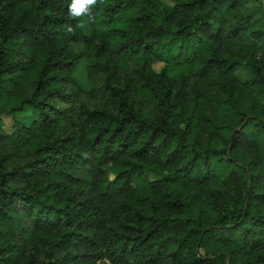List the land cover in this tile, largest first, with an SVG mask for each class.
<instances>
[{
	"label": "trees",
	"instance_id": "obj_1",
	"mask_svg": "<svg viewBox=\"0 0 264 264\" xmlns=\"http://www.w3.org/2000/svg\"><path fill=\"white\" fill-rule=\"evenodd\" d=\"M172 1L0 0V264H264V11Z\"/></svg>",
	"mask_w": 264,
	"mask_h": 264
},
{
	"label": "rangeland",
	"instance_id": "obj_2",
	"mask_svg": "<svg viewBox=\"0 0 264 264\" xmlns=\"http://www.w3.org/2000/svg\"><path fill=\"white\" fill-rule=\"evenodd\" d=\"M166 1L169 3L173 2L172 0H166ZM248 2L251 5L261 6L262 10L264 11V8H263L264 7V1L262 3V0H248ZM160 64L161 63H159V62H155V63H153V66H154V68H159ZM75 72H76L75 75H76L77 80L79 81V84L83 87H88V81L85 77V61L81 60L79 62ZM237 72L242 79L248 78V71L246 70L245 67H238ZM4 120H5L6 127L8 128V126L10 125V120H9V118H5Z\"/></svg>",
	"mask_w": 264,
	"mask_h": 264
},
{
	"label": "clouds",
	"instance_id": "obj_3",
	"mask_svg": "<svg viewBox=\"0 0 264 264\" xmlns=\"http://www.w3.org/2000/svg\"><path fill=\"white\" fill-rule=\"evenodd\" d=\"M96 2L97 0H72L69 8L70 15L73 17L82 16L88 12L89 6H94Z\"/></svg>",
	"mask_w": 264,
	"mask_h": 264
}]
</instances>
